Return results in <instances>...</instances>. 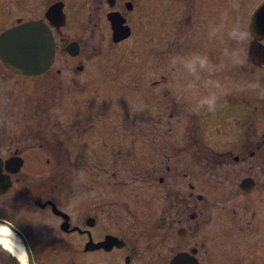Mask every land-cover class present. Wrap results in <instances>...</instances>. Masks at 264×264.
Listing matches in <instances>:
<instances>
[{"label":"flooded vegetation","instance_id":"flooded-vegetation-1","mask_svg":"<svg viewBox=\"0 0 264 264\" xmlns=\"http://www.w3.org/2000/svg\"><path fill=\"white\" fill-rule=\"evenodd\" d=\"M236 1L37 0L27 20L0 0V36L36 20L55 42L35 75L0 56V224L20 233L34 264H264V95H222L199 123L196 102L211 89L187 91L192 77L172 64L206 54L217 79V61H228L209 26L227 9L250 29L261 4ZM116 15L130 30L118 40ZM241 47L264 85V39L251 33ZM227 119L232 133L213 138ZM176 126L177 143L151 136ZM0 264L25 263L0 245Z\"/></svg>","mask_w":264,"mask_h":264},{"label":"water","instance_id":"water-1","mask_svg":"<svg viewBox=\"0 0 264 264\" xmlns=\"http://www.w3.org/2000/svg\"><path fill=\"white\" fill-rule=\"evenodd\" d=\"M114 18L116 19V21L114 20V39L118 40L130 35L128 26L115 23L122 19L119 20L117 15ZM250 29L256 38L264 39V3H261L254 11ZM54 55L53 33L42 21H26L21 25L7 29L0 36L2 60L9 68L19 73L35 75L44 72L52 64ZM6 187L4 188L3 184L0 183V195L8 189ZM59 212L62 211L59 210ZM7 226L14 237L20 240V233L13 226L8 224ZM21 244L26 251L27 264H34L27 243Z\"/></svg>","mask_w":264,"mask_h":264},{"label":"clouds","instance_id":"clouds-1","mask_svg":"<svg viewBox=\"0 0 264 264\" xmlns=\"http://www.w3.org/2000/svg\"><path fill=\"white\" fill-rule=\"evenodd\" d=\"M259 2L264 3V0H259ZM230 7H238L235 0H230ZM206 35L209 38L218 39L224 45L222 55L233 67L240 68L249 64V56L241 45L250 41V29L243 22L233 20L227 9L221 13L218 24L209 26ZM177 63H180L184 72L192 77V80L186 85L187 91L197 89L198 85H202L205 89L221 88L220 80L212 77V61L208 55L197 53L180 61H172L173 66ZM202 73H208V78L202 79ZM240 90L264 95V85L259 80L246 82ZM220 100L221 97L214 91L210 92L200 100V107L209 114L215 113ZM5 251L20 261V253L15 248H8Z\"/></svg>","mask_w":264,"mask_h":264},{"label":"rangeland","instance_id":"rangeland-1","mask_svg":"<svg viewBox=\"0 0 264 264\" xmlns=\"http://www.w3.org/2000/svg\"><path fill=\"white\" fill-rule=\"evenodd\" d=\"M245 1H247V3H249L251 0H245ZM223 2H224L225 8L230 6V0H223ZM235 3L237 5H239V3L236 0H235ZM6 4L8 6V8H7L8 11H10L14 14L20 15L24 19H27V20L32 19V18H34L35 14H36L37 0H6ZM234 9H237V8H234ZM230 10H233V8H230ZM233 20H237V19L233 18ZM109 58H114V57L109 56ZM219 58H223V56H221ZM246 67H247L246 70L241 71L239 68L233 67L230 63H225V62H222L221 60H218L216 67L214 69H215V72L217 74V79L220 80V82H221V88L211 89L209 92H207V94L214 91L220 97L222 95H232V97L236 100L249 99V98L253 99L252 96H257L258 95L257 92H251V91H247V90L241 91L240 88L248 81L258 80L259 75H261L262 71H260L258 69H254V68L252 69L251 65H247ZM90 100L91 99L86 100L85 104L91 105L92 103L90 102ZM200 100L196 102V106H200ZM70 101L71 100H69V98L68 99L63 98L61 100H59V99L56 100V107H58L57 112L59 114L58 117L61 118L65 122L70 120L69 114L67 113V111H62V108L73 106V105H71ZM206 113L207 112L204 111V113H202L200 115L199 120L197 118V121H199V123L206 121V117H207L205 115ZM117 121L124 122V118L120 117V118H118ZM175 121H177V119L172 120V122H175ZM179 121H180V123H184V122H188L189 119L187 118V115H183V118H181ZM176 129H177L176 132L174 131L175 134L173 133L172 135L159 136V134H157L158 132L153 131V134L151 136L155 140H159V139L171 140L172 139V141H174V143H177L175 140H173V139H176V140L179 139V137H177V135H176V133L178 134V132H179V127L176 126ZM233 130H234L233 121L227 119V120H224L222 125H221V134L220 135L218 134V132L214 126H211L210 135L215 139H218V137L226 138L227 136H229L232 133ZM137 138L143 139L145 137L143 135H140V136H137ZM169 140H168V142H169ZM76 213H79V211H77V209L74 210V214H76ZM39 242H40L39 244L41 245L42 244L41 239L39 240ZM42 261H45V264H47L46 263L47 257H45L44 260H42Z\"/></svg>","mask_w":264,"mask_h":264},{"label":"bare ground","instance_id":"bare-ground-1","mask_svg":"<svg viewBox=\"0 0 264 264\" xmlns=\"http://www.w3.org/2000/svg\"><path fill=\"white\" fill-rule=\"evenodd\" d=\"M0 245L5 249L15 248L20 253V260L26 264V252L21 242L14 237L10 230L0 224Z\"/></svg>","mask_w":264,"mask_h":264},{"label":"trees","instance_id":"trees-1","mask_svg":"<svg viewBox=\"0 0 264 264\" xmlns=\"http://www.w3.org/2000/svg\"><path fill=\"white\" fill-rule=\"evenodd\" d=\"M226 99H221L220 101H222V103L219 105V106H223V104H224V102L223 101H225Z\"/></svg>","mask_w":264,"mask_h":264}]
</instances>
